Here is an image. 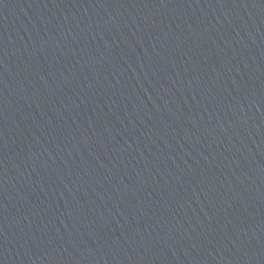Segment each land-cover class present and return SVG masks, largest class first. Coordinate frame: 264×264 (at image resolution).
Segmentation results:
<instances>
[{
    "label": "water",
    "instance_id": "obj_1",
    "mask_svg": "<svg viewBox=\"0 0 264 264\" xmlns=\"http://www.w3.org/2000/svg\"><path fill=\"white\" fill-rule=\"evenodd\" d=\"M0 264H264V0H0Z\"/></svg>",
    "mask_w": 264,
    "mask_h": 264
}]
</instances>
